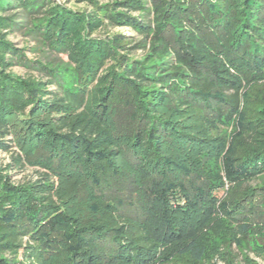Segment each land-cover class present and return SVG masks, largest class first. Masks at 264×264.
<instances>
[{
    "label": "trees",
    "instance_id": "obj_1",
    "mask_svg": "<svg viewBox=\"0 0 264 264\" xmlns=\"http://www.w3.org/2000/svg\"><path fill=\"white\" fill-rule=\"evenodd\" d=\"M68 1L0 0V264H259L264 0Z\"/></svg>",
    "mask_w": 264,
    "mask_h": 264
},
{
    "label": "rangeland",
    "instance_id": "obj_2",
    "mask_svg": "<svg viewBox=\"0 0 264 264\" xmlns=\"http://www.w3.org/2000/svg\"><path fill=\"white\" fill-rule=\"evenodd\" d=\"M58 1H63V2H67V4L72 5L71 1L68 0H58ZM102 1H109V0H102ZM80 6H84L82 3L79 4ZM112 32H122L124 34H126L127 36H136V33H134L132 30H130L128 27H122V26H116L114 28H110ZM14 41L21 43L22 37L21 35H14L11 37ZM16 71H18L19 73H24L25 69H23L21 66H16L14 68ZM9 160V154L8 153H4L0 151V162H7ZM14 178H21L22 176H35L36 172L35 170H33L32 168H27L24 171L21 172H16L14 173ZM259 264H264V259L262 258H258L257 259ZM216 264H225L223 261L218 260L216 262Z\"/></svg>",
    "mask_w": 264,
    "mask_h": 264
}]
</instances>
